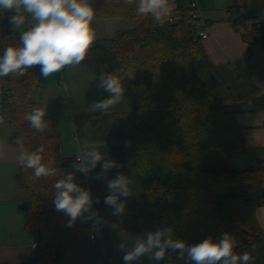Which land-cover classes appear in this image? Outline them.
<instances>
[{
    "label": "trees",
    "instance_id": "1",
    "mask_svg": "<svg viewBox=\"0 0 264 264\" xmlns=\"http://www.w3.org/2000/svg\"><path fill=\"white\" fill-rule=\"evenodd\" d=\"M239 2L232 10L240 22L251 26V48H264V0ZM171 3L178 7L159 24L150 15L136 14L138 0L132 5L124 0H93L95 20L135 23L109 39H95L88 53L99 73L111 69L123 76L134 73L127 86L137 109L86 114L79 125L74 119L81 140L104 148L106 156L117 162L107 179L122 173L133 180L124 215L113 216L104 204L109 191L105 179H95L99 165L87 177L77 174V182L91 190L94 200L99 198L94 210L100 217L118 220L121 232L141 235L170 226L175 237L188 244L209 236L218 240L228 232L239 242L237 253L247 251L255 264H264V231L247 228L238 213L254 192L264 188V160H256L254 150L245 144L237 121L239 102L222 104L199 72L209 62L199 37L202 19L192 18L190 0ZM11 15L0 14V55L6 47H19L20 31L9 24ZM38 71L34 66L23 76L0 77L1 117L11 126L10 142L17 147L22 143L29 152L43 146L44 159H51L57 172L33 181L32 169L19 165L17 185L30 193L19 210L38 240L24 264H84L79 242L93 227L86 229L80 219L68 227V217L52 202V185L65 169L72 170L75 156L63 155L60 120L46 115L49 123L41 133L24 119L33 107L43 108L34 100L43 90ZM246 155L250 165L238 169L234 160ZM258 201L264 206V196ZM163 262L188 264L171 251Z\"/></svg>",
    "mask_w": 264,
    "mask_h": 264
},
{
    "label": "clouds",
    "instance_id": "2",
    "mask_svg": "<svg viewBox=\"0 0 264 264\" xmlns=\"http://www.w3.org/2000/svg\"><path fill=\"white\" fill-rule=\"evenodd\" d=\"M136 2L124 0L126 5ZM170 12V0H138L136 6L138 16L150 15L159 24L164 23ZM3 13H12L9 24L13 31H20V39L19 47H6L0 55V77L10 74L23 76L34 66H39L40 75L45 78L62 74L85 61L96 39L92 26L95 16L93 0H0V14ZM97 87L108 95L93 102L92 111L107 113L125 96V88L114 73L102 71ZM46 114L45 109L33 107L24 119L33 129L43 133L49 123L45 119ZM125 146H130V142L126 141ZM103 149L90 143L82 144L72 162V170L65 169L62 178L52 185L54 208L68 217V227L78 219L92 221L93 229L104 222L93 208L94 203H99V198L94 200L91 190L77 182V174L87 177L98 165L101 171L95 179H105L109 191L104 204L112 209L113 216L125 213L126 199L133 194V180L122 173L107 179L106 174L117 167V162L108 158ZM17 151L16 162L21 167L32 169L33 181L57 175L53 161L45 160L42 155L43 146L29 152L21 143ZM238 243L233 234L225 232L218 240L209 236L199 243L188 244L175 237L172 227L166 226L137 235L131 245L122 239L118 249L124 253L123 264H134L144 257L160 262L166 259L169 251L188 264H255L247 251H235Z\"/></svg>",
    "mask_w": 264,
    "mask_h": 264
},
{
    "label": "crops",
    "instance_id": "3",
    "mask_svg": "<svg viewBox=\"0 0 264 264\" xmlns=\"http://www.w3.org/2000/svg\"><path fill=\"white\" fill-rule=\"evenodd\" d=\"M239 4V0L200 1L202 25L209 32V38L202 40V45L209 62L199 72L221 98L222 104L227 105L233 100L239 102L237 121L245 144L254 150L255 159L261 161L264 160V48H251V26L240 22L232 10ZM177 7L176 3H171V11ZM92 26L98 32L96 39L103 40L111 38L108 35H114L118 30L132 29L135 23L94 19ZM85 62L95 64L94 57L88 53ZM212 75L219 81L216 88L207 80ZM133 103L132 100L129 102L127 111L132 110ZM10 135L7 124L0 123V264H24L30 261L34 252L32 239L38 240L19 210L22 203L30 200V193L17 185L18 147L10 142ZM249 161L246 155L235 159L234 164L238 169H246ZM263 196L264 188L254 192L249 205L239 209V216L247 228L264 231V206L258 201Z\"/></svg>",
    "mask_w": 264,
    "mask_h": 264
},
{
    "label": "rangeland",
    "instance_id": "4",
    "mask_svg": "<svg viewBox=\"0 0 264 264\" xmlns=\"http://www.w3.org/2000/svg\"><path fill=\"white\" fill-rule=\"evenodd\" d=\"M97 34L98 32H96V36ZM108 36L111 37L113 34ZM106 67L110 68V65ZM96 69V64L83 61L80 65L66 69L62 74H54L47 78L41 76L40 70L38 71L37 77L41 81L43 90L41 93L34 95V100L40 101L43 109L47 112V116L60 120L63 155L65 157L78 155L80 146L84 144L80 138V132L76 131L74 119L79 125L84 115L98 112L92 111V103L108 95V93L97 87L98 74L100 75V73H96ZM109 73H114L121 80L122 86L125 88V96L118 105L110 108L108 112L113 110L130 112V110L127 111V107L131 100L134 101V98L127 86V78L132 79L135 77L134 73L129 72L123 76L119 70L113 71L112 69ZM207 78L212 87L219 86V81H216L215 75ZM134 107L133 103L131 108ZM7 127L12 132L11 126L7 125ZM103 219L104 222L101 227L93 229L97 238L96 243L90 240V234H86L80 239L79 250L82 261L84 264H105L107 259H112L114 264H123L122 256L124 253L118 249V245L122 242V239L131 245L139 234L121 232L119 231L120 222L118 220ZM80 221L86 229L93 224L92 221L83 222L81 219ZM134 264L169 263H164L163 260L156 262L149 257H144L141 261L134 262Z\"/></svg>",
    "mask_w": 264,
    "mask_h": 264
},
{
    "label": "built area",
    "instance_id": "5",
    "mask_svg": "<svg viewBox=\"0 0 264 264\" xmlns=\"http://www.w3.org/2000/svg\"><path fill=\"white\" fill-rule=\"evenodd\" d=\"M190 9L192 10L193 19H203V14L200 8L199 0H190ZM199 37L201 38V40H206L207 38H209V32L206 27H203L202 29L199 30ZM89 238L93 243L96 242L97 238L94 234V230L91 232ZM36 246H37V241L35 239H32V247L35 248ZM105 264H114V261L112 259L109 260L107 259Z\"/></svg>",
    "mask_w": 264,
    "mask_h": 264
},
{
    "label": "water",
    "instance_id": "6",
    "mask_svg": "<svg viewBox=\"0 0 264 264\" xmlns=\"http://www.w3.org/2000/svg\"><path fill=\"white\" fill-rule=\"evenodd\" d=\"M136 109H137V107H134V108H133V111H135Z\"/></svg>",
    "mask_w": 264,
    "mask_h": 264
}]
</instances>
